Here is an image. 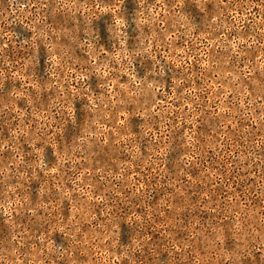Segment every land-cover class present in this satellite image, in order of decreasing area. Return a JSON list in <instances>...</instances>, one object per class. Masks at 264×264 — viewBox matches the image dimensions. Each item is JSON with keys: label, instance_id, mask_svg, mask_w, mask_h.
<instances>
[{"label": "rangeland", "instance_id": "obj_1", "mask_svg": "<svg viewBox=\"0 0 264 264\" xmlns=\"http://www.w3.org/2000/svg\"><path fill=\"white\" fill-rule=\"evenodd\" d=\"M0 264H264V0H0Z\"/></svg>", "mask_w": 264, "mask_h": 264}]
</instances>
